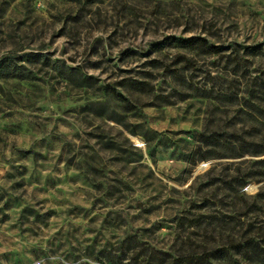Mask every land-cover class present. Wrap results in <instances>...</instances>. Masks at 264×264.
<instances>
[{
  "label": "rangeland",
  "instance_id": "obj_1",
  "mask_svg": "<svg viewBox=\"0 0 264 264\" xmlns=\"http://www.w3.org/2000/svg\"><path fill=\"white\" fill-rule=\"evenodd\" d=\"M234 133L264 142V0H0V264H225L264 194Z\"/></svg>",
  "mask_w": 264,
  "mask_h": 264
},
{
  "label": "trees",
  "instance_id": "obj_2",
  "mask_svg": "<svg viewBox=\"0 0 264 264\" xmlns=\"http://www.w3.org/2000/svg\"><path fill=\"white\" fill-rule=\"evenodd\" d=\"M192 41V39L190 40ZM188 42V41H187ZM213 135H201L200 138L203 142L207 143L211 140ZM222 136V135H220ZM228 138L227 145L236 150L237 157L244 155L249 156H264V142L255 143L253 141H247L242 134L234 133L230 137H225L223 140ZM255 165L260 166L262 169L255 170L253 172L247 173L244 177H235L230 182H225L228 189H232V181L237 183L238 188H243L253 178L256 182H261L264 180V159L255 162ZM241 195H244L242 192ZM257 202H262L264 200V194H257L255 199ZM256 201L251 204L242 201L239 208L237 209L234 219L232 218V224L235 230V237L230 238L229 242H225L221 248L217 251L218 261L225 264H264V220L256 221L253 218L258 211L261 209ZM230 220V221H231ZM222 227L226 226V222L222 221ZM236 228V229H235Z\"/></svg>",
  "mask_w": 264,
  "mask_h": 264
}]
</instances>
